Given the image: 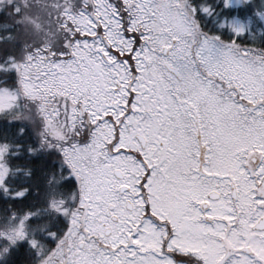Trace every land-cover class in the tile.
Masks as SVG:
<instances>
[{"label": "snow or ice", "instance_id": "obj_1", "mask_svg": "<svg viewBox=\"0 0 264 264\" xmlns=\"http://www.w3.org/2000/svg\"><path fill=\"white\" fill-rule=\"evenodd\" d=\"M0 203V264H264V0H0Z\"/></svg>", "mask_w": 264, "mask_h": 264}, {"label": "trees", "instance_id": "obj_2", "mask_svg": "<svg viewBox=\"0 0 264 264\" xmlns=\"http://www.w3.org/2000/svg\"><path fill=\"white\" fill-rule=\"evenodd\" d=\"M41 198H37L36 200L32 201L33 204L35 203H40ZM9 206L4 205L3 203H0V215H4L7 212V208ZM10 208L13 212L17 213L18 215H22L26 209L22 205H17V204H11Z\"/></svg>", "mask_w": 264, "mask_h": 264}, {"label": "flooded vegetation", "instance_id": "obj_3", "mask_svg": "<svg viewBox=\"0 0 264 264\" xmlns=\"http://www.w3.org/2000/svg\"><path fill=\"white\" fill-rule=\"evenodd\" d=\"M225 243H229V242L225 241Z\"/></svg>", "mask_w": 264, "mask_h": 264}]
</instances>
